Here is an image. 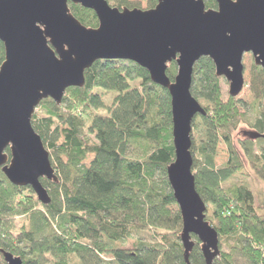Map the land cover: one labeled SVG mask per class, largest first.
Instances as JSON below:
<instances>
[{"label": "trees", "instance_id": "obj_1", "mask_svg": "<svg viewBox=\"0 0 264 264\" xmlns=\"http://www.w3.org/2000/svg\"><path fill=\"white\" fill-rule=\"evenodd\" d=\"M106 1L134 8L129 0ZM205 1L207 8H217L216 0ZM70 8L83 25L98 26L93 10L73 3ZM4 60L0 41V66ZM177 70L173 61L172 80ZM85 78L83 87L66 90L61 105L44 99L43 114L33 116L58 176V182L41 179L51 202H40L31 187L13 185L0 169V252L8 250L24 264H187L182 214L167 174L175 160L168 89L124 59L97 60ZM220 81L210 58L196 63L192 94L208 104L207 115L193 123V171L208 204L207 220L219 232L220 247L228 246L214 264H264V208L247 186H223L246 167L264 181V148L247 143L243 158L233 146L231 136L246 113L235 97L222 98ZM250 89L260 104L264 75L253 74ZM110 92L115 95L107 105ZM257 127L264 131V119ZM222 140L230 156L217 166ZM196 240L191 263L206 264Z\"/></svg>", "mask_w": 264, "mask_h": 264}, {"label": "water", "instance_id": "obj_2", "mask_svg": "<svg viewBox=\"0 0 264 264\" xmlns=\"http://www.w3.org/2000/svg\"><path fill=\"white\" fill-rule=\"evenodd\" d=\"M158 0L155 8L113 7L106 0H0V169L18 187H31L40 202H51L41 179L58 182L49 149L33 126L44 99L62 104L66 90L83 87L85 72L102 59L131 60L150 73L152 82L171 95L175 160L167 174L182 214L184 259L190 260L197 237L206 264L221 255L220 235L207 220L208 205L193 172V122L207 115L191 92L195 64L210 58L216 76L230 82V95L245 86L243 57L252 52L264 67V0ZM70 3L93 10L97 27L83 25ZM178 70L172 80L168 68ZM252 138L264 133L251 132ZM7 264H24L3 250Z\"/></svg>", "mask_w": 264, "mask_h": 264}, {"label": "rangeland", "instance_id": "obj_3", "mask_svg": "<svg viewBox=\"0 0 264 264\" xmlns=\"http://www.w3.org/2000/svg\"><path fill=\"white\" fill-rule=\"evenodd\" d=\"M132 3V6H134V8H139L142 10H150L156 7V5L158 4V0H129ZM156 1V3H155ZM110 4V3H109ZM111 5V4H110ZM155 5V6H154ZM113 6V5H111ZM115 7V6H113ZM118 8V7H117ZM125 8V7H124ZM130 8V7H128ZM120 9V8H119ZM122 9V8H121ZM133 9V8H131ZM217 9V8H214ZM244 65H245V81H246V85L244 87V90L239 94V96L235 97L236 99H238L241 102V106L242 109L244 111L247 112L246 116H248V118H252V110L256 109L255 106V100L253 97V93L251 91V85H252V77H253V68H254V60H253V56L251 54H246L244 56L243 59ZM221 78V77H218ZM221 92H222V98L223 99H229V86L227 85V83H225V81L222 80L221 82ZM115 95L114 92H110L107 95L104 96V102L109 105L112 102L113 96ZM200 103L203 106H207V102L204 99H199ZM261 107V111L264 110V99L262 101V104L259 106ZM40 115L43 114V107L39 106L36 109V112ZM100 113H107V110L105 109L104 111H100ZM253 121L250 122V124L252 125ZM244 124L241 125V127H243ZM247 125V124H246ZM234 147L236 148V150L240 153V155L244 158V149L241 145V141L243 140V136L240 134L239 131H235L234 133ZM261 143H258L257 146H259V148H264V140H260ZM259 151V150H257ZM228 154H229V150H228V146L226 145V143H224L223 141L219 143L218 148H217V152H216V156H215V161H216V165L217 166H221L222 164H224L227 160H228ZM92 156L89 157L87 163H89L92 160ZM240 185L243 184L245 186H247L249 189H251L254 193V197H255V204L261 206L262 208H264V181L259 179L258 177H256V175L254 174V172L251 170L250 167H246L245 172H243V174H237L236 176L230 178L228 181H226L225 183H223V186L225 188L231 187L233 185ZM147 238V240H149V236L145 235L144 239ZM194 240H196V237H194ZM222 250H228V246L227 245H223L221 247ZM240 258V257H239ZM0 264H7L3 257L0 258ZM238 263L239 264H245L244 260L238 259Z\"/></svg>", "mask_w": 264, "mask_h": 264}, {"label": "flooded vegetation", "instance_id": "obj_4", "mask_svg": "<svg viewBox=\"0 0 264 264\" xmlns=\"http://www.w3.org/2000/svg\"><path fill=\"white\" fill-rule=\"evenodd\" d=\"M246 54H251L252 56H253V53L252 52H247V53H245L244 54V56L246 55ZM243 59H244V57H243ZM253 60H254V68H253V72H252V74H261V75H264V67H262V66H259V65H257L256 64V62H255V58H254V56H253ZM243 65H244V62H243ZM244 73H245V65H244ZM220 83L222 82V80L223 81H225V83H227V85L229 86V90H230V82L226 79V77L225 76H222L221 78H220ZM229 93H230V91H229ZM229 97H231L230 96V94H229ZM254 97V96H253ZM236 99V98H235ZM264 99V98H263ZM263 99L260 101V104H258L257 106H255V110L253 109L251 112V114H252V118H248V116H246V121H244V122H242L239 126H238V128L236 129V132L237 131H239L240 132V134L243 136V140L241 141V145H242V147H243V149H244V147H245V145L248 143H252V144H255V145H257L258 143H261L260 142V140H264V138H252L251 136H250V133L251 132H258V133H264V131H261L258 127H257V123L261 120H263L264 119V110L263 111H261V107H259L261 104H262V101H263ZM238 100V99H237ZM254 100H255V98H254ZM256 102V101H255ZM257 103V102H256ZM256 103H255V105H256ZM243 107V106H242ZM245 110V109H244ZM243 110V111H244ZM246 114H247V112L246 111H244ZM251 121H253V123H252V125L250 124V122ZM242 124H244L243 125V127H241V125ZM247 124V125H246ZM235 133V132H234ZM232 134V136H231V141H232V144L234 143V135L235 134ZM224 143H226L224 140H222ZM222 141H220V142H222ZM226 145H227V143H226ZM233 146H234V144H233ZM228 156H230V154H228ZM229 158V157H228ZM4 249H2L1 250V252H0V258H2L3 257V259H4V261H5V258H4V256H3V254H2V251H3ZM6 251H8V250H6ZM12 253V252H11ZM1 260V259H0ZM6 262V261H5ZM7 263V262H6Z\"/></svg>", "mask_w": 264, "mask_h": 264}, {"label": "bare ground", "instance_id": "obj_5", "mask_svg": "<svg viewBox=\"0 0 264 264\" xmlns=\"http://www.w3.org/2000/svg\"><path fill=\"white\" fill-rule=\"evenodd\" d=\"M217 8H218V4H217ZM211 9H214V8H211ZM203 58V57H202ZM196 65V64H195ZM215 65V64H214ZM195 68V67H194ZM215 71H216V67H215ZM194 74V73H193ZM245 76V75H244ZM193 83V82H192ZM245 84H246V81H245ZM245 87V86H244ZM192 89V88H191ZM243 90H244V88H243ZM242 90V91H243ZM230 91V90H229ZM191 92H192V90H191ZM230 94V93H229ZM194 96V95H193ZM231 96V95H230ZM239 96V95H238ZM233 97V96H232ZM237 97V96H236ZM199 101V100H198ZM200 102V101H199ZM203 106V105H202ZM200 115V114H199ZM198 116V115H197ZM196 116V117H197ZM194 123V122H193ZM192 133H193V131H192ZM173 142H174V138H173ZM192 142H193V140H192ZM50 155H51V153H50ZM52 161V160H51ZM194 172V171H193ZM194 174H195V172H194ZM208 205V204H207ZM179 206V205H178ZM208 210V209H207ZM207 214V213H206Z\"/></svg>", "mask_w": 264, "mask_h": 264}]
</instances>
